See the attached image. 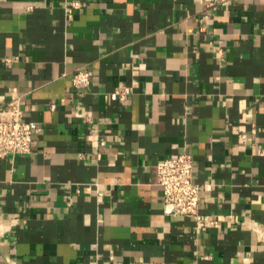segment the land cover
I'll return each instance as SVG.
<instances>
[{
    "label": "crops",
    "instance_id": "1",
    "mask_svg": "<svg viewBox=\"0 0 264 264\" xmlns=\"http://www.w3.org/2000/svg\"><path fill=\"white\" fill-rule=\"evenodd\" d=\"M14 100L37 129L0 158V264H264V0H0ZM182 153L201 220L163 209Z\"/></svg>",
    "mask_w": 264,
    "mask_h": 264
},
{
    "label": "built area",
    "instance_id": "2",
    "mask_svg": "<svg viewBox=\"0 0 264 264\" xmlns=\"http://www.w3.org/2000/svg\"><path fill=\"white\" fill-rule=\"evenodd\" d=\"M79 7V2H74ZM89 72L78 70L73 75V84L79 87L88 83ZM133 92L130 85H124L112 93L115 100L123 101ZM7 114L0 115V158L31 151L36 123L25 118L18 100L10 103ZM89 119V118H88ZM104 143V141H103ZM157 183L162 188L163 209L166 214L187 216L201 220L200 185L195 181L193 160L190 154L182 153L160 161L156 167ZM210 220V223H214ZM264 243V232L260 234Z\"/></svg>",
    "mask_w": 264,
    "mask_h": 264
}]
</instances>
